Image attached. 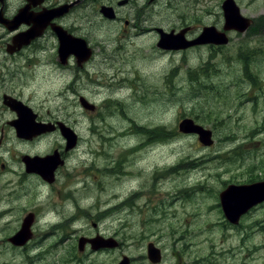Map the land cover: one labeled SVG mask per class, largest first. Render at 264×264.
<instances>
[{
	"label": "rangeland",
	"instance_id": "rangeland-1",
	"mask_svg": "<svg viewBox=\"0 0 264 264\" xmlns=\"http://www.w3.org/2000/svg\"><path fill=\"white\" fill-rule=\"evenodd\" d=\"M239 1L244 12L253 14L257 18L264 17V0ZM170 4L171 21L166 23L167 28L180 24L177 19L179 11L173 9L174 4L184 9L185 13L181 14L183 21L198 20L200 21L197 23L199 26L218 22L220 27L214 25L217 28H221L224 24L222 0H175ZM135 11L137 15V9ZM162 20H164L163 14L154 13L153 18L149 16L147 19L151 25L156 26H159L157 22ZM82 21L95 44L100 42L112 44L110 37L117 34L119 30V25L108 22L101 23L100 19L95 16L92 18L83 17ZM263 36L261 31H258L248 46L241 51L243 54H249L257 49L261 50L256 61L249 63L252 68L248 70L249 72L241 70L242 64L236 59L239 53L238 45L246 42V38L242 35L235 36L233 41L221 45L218 51L211 50L210 48H214L212 45L204 46L193 54L185 51L157 53V50L153 49V39L150 36L139 42L144 47L137 46L136 50L133 46L130 54L127 55L131 59L129 65L137 67L131 72L133 77L139 75L138 81L152 85L154 81H157L159 72L165 68L166 77L170 81V86L167 85V89L170 90L169 99H165L162 93H156L154 98L134 101L129 105L130 110L126 111V114L132 116L140 125L153 128V131L147 135L153 144L137 153L135 151L127 152L125 148H122V143L135 144L147 137L134 135L135 133L128 131L119 133L124 134L127 138H124V142H120V136L117 138L113 135L110 136V132L102 131L105 145L100 147L90 131L91 127L121 128L130 127L129 124H132L127 123V117L112 115L108 112L113 104L116 105L115 102H103L105 97L110 95L109 92H106L108 88L114 90L112 95L116 97L128 96L131 89L117 88L127 83L128 77L124 73L119 72V79L111 80L106 87L90 83L83 84L78 87L77 93H73L76 92V89L66 90L67 85L73 79L71 72L61 68L57 69L54 63L52 67L41 63L36 68L27 69L22 67V62H20L11 65L13 80L8 84L11 85L12 91L21 92L22 98L27 97L30 105L44 117H51V115L65 117L71 128L80 137L76 150L71 154V170L74 174L71 179L76 176V171H78L80 177H86L87 185H90V187L86 186L85 190H94L83 194L86 197L77 202L80 206L81 204L86 205L88 211H105L108 208H110L108 211H120L119 205L115 203L116 197L110 196V194L115 192L118 187H122L123 192L127 193L129 185L136 183L138 186L136 193L142 192V198L149 195L148 189L139 186V183H142L141 179L137 178L132 182L129 179L116 180L115 171L102 167L110 164L111 159H113L112 165H114L116 159H119L117 156L123 152H127L130 157L125 160L129 159L128 163L132 165V168H147L149 169L148 174L158 170H162L165 174L164 169L167 170V167L175 166L174 171H177L180 166L178 172L172 171L170 176H161L159 182L166 183L163 186L164 189L160 190L162 192L160 198L157 197V192H153L145 200L147 206L153 211L156 209L157 211H179L176 218L170 221L169 229L179 223L181 228H183L181 225L196 227V230L190 228L188 233L186 230L181 233V243L178 242L175 246V250L180 251L181 254L176 259L171 257L173 243L167 241L168 261L171 260L174 264H190L191 260H198L201 264H227L226 261H231L232 264H242V262L243 264H264V205L252 210L251 216L245 220L243 227L238 228V232L233 234L234 232L228 225H223V210L219 200L220 191L229 184L239 183L238 185H241L240 183L264 177V131H260L259 128L264 125V99L260 98L259 105H253V102H256L254 98L256 89L264 90ZM144 48L147 49L144 50ZM118 52L112 53L109 61L104 63L100 62L102 56L97 55L96 59L91 62L90 68L93 69V72L112 73L109 70L113 68V64L118 63ZM0 57L5 58L2 53H0ZM200 69L202 71L197 72ZM31 71L33 75L30 74ZM21 73L23 75L15 81V76ZM143 74L146 77L141 79ZM167 83L166 79L165 85ZM252 83L253 85H251ZM258 84H263L262 89H259L260 85ZM149 86L146 87V91L142 92L143 94L148 92ZM167 89L160 88L162 92ZM6 90L0 84V124H4L7 119L11 120L15 116L13 111L3 106L1 95ZM78 95L86 96L90 102L94 103L97 106V112L87 111L80 103ZM111 110L116 109L112 108ZM184 117H191L204 127L212 129L214 144L206 147L199 142L197 135L180 133L178 124ZM133 124L135 123L133 122ZM162 128L170 132L164 134ZM8 133L9 126H6L3 144H18L14 135L9 136ZM107 138L109 140L106 144ZM249 139L254 142L247 151L245 143ZM57 140H61V138L53 136L50 143L54 144ZM119 143L121 146H118ZM46 146L47 144L40 145L35 149L44 150ZM18 148L21 149L20 146ZM241 152L243 154H240ZM133 154L135 157L132 158ZM100 166L101 168H98ZM124 171L125 174L135 176L138 174L136 171L131 173L130 170H123L122 175ZM154 184L153 181V188ZM199 184L205 187L197 186ZM134 190L135 188L132 191ZM197 190L204 191V193L198 194ZM179 191L180 193L186 191L183 193V197L180 196ZM188 192L191 194L190 196H188ZM77 195L80 197V193ZM140 196L136 200L134 210L126 208L125 205L122 210L137 212L135 220L138 223H133L132 218L126 217L127 212H124L123 216L129 221V232L137 236L135 244L138 246L134 245V241L127 240L128 245H123L114 253L106 254L107 258L114 256L119 258L122 253L130 257L138 256L143 253V248L148 240H157L155 238L158 235H149L142 239L143 232L147 234V232L154 231L155 228L148 229V225L143 221L144 213L141 217L138 212L142 211L139 204L143 205V200L138 201ZM105 201L108 202L105 204ZM161 201L164 203H160ZM112 205L113 207H111ZM87 208H83V211H87ZM71 211L81 210L77 205H73ZM194 213L196 214L195 220L192 223L188 222L186 217ZM213 220L219 223H211ZM91 221L92 218H87V220H80L78 224L84 223L82 230L91 229ZM210 223L215 227H210ZM110 230L114 229L110 228ZM196 232L197 235H194ZM81 233L80 230L75 232L73 240ZM165 234L171 241L174 239L173 230ZM238 235L241 237H237ZM185 236L188 240L184 242ZM123 237L126 238L125 235ZM192 237L197 242L196 249L192 246ZM242 238H244V243L240 241ZM223 240L224 246H231L227 248L211 246V242L221 245ZM218 258L223 261L217 262ZM76 259L77 252L74 248L71 249V260ZM58 264H67V259Z\"/></svg>",
	"mask_w": 264,
	"mask_h": 264
},
{
	"label": "flooded vegetation",
	"instance_id": "flooded-vegetation-1",
	"mask_svg": "<svg viewBox=\"0 0 264 264\" xmlns=\"http://www.w3.org/2000/svg\"><path fill=\"white\" fill-rule=\"evenodd\" d=\"M222 1L224 24L221 28L216 27H220L218 22L199 26L197 23L200 21L198 20L183 21L181 14L185 11L181 6L175 4L173 9L179 11L177 19L180 24L167 28L166 23L171 21L170 3H174L175 0H0V53L5 56L4 59L0 57V84L7 89L2 93L1 99L3 106L15 114L11 120L7 119L4 124H0V264H58L64 259H67V264H122L124 260L127 264H174L171 260L168 261L167 241L173 243L171 257L176 259L181 253L175 250V246L178 242L181 243L183 230H186L187 233L190 228L196 230L194 225H181L183 227L181 228L180 223L173 225L172 229L168 228L170 221L176 218L179 211H138L141 217L144 213L143 221L148 225V229L155 228L154 231L147 232V234L143 232L142 239L149 235H158L155 238L157 240H148L143 248V253L138 256L130 257L122 253L119 258L115 256L107 258L106 254L114 253L123 245H128L127 240L134 241V245H137L135 244L137 236L129 232V221L123 216V213L127 212L126 217L132 218L133 223H138L135 220L137 212L122 211L123 205L134 210L137 195L132 190L138 187L137 183L130 184L127 193L123 192L122 187H118L115 192L110 194V196L116 197L115 203L119 205L120 211H108L110 208L105 211H82L85 205L81 204L80 206L77 202L86 197L83 194L93 189L85 190L86 186L90 187V185H87L86 177H80L78 171H76V176L71 179V176H74L71 170V154L78 146L77 144L75 148H68V139L64 132L71 134V125L65 117L52 115L51 117H44L38 113L35 107L30 105L27 97L22 98L21 92L12 91L11 85L8 84L13 80L11 65L22 62V67L32 69L41 63L50 67L54 63L57 69L61 68L73 75V79L66 87L67 91L71 88L76 89V92L71 91L73 93H77L78 87L83 84L90 83L106 87L111 80L119 79V72L124 73L128 77L127 83L117 88L131 89L128 96L116 97L112 95L114 90L108 88L106 92H109L110 95L105 97L103 102H115L116 107L114 108L116 110H109L108 112L120 117L125 116L127 123L132 124H129L130 127L121 128L91 127L90 131L93 139L100 147L105 145L102 131L110 132V136L113 135L117 138L120 136V142H124L123 140L127 138L124 134L119 133L128 131L135 133L134 135L147 137L135 144L122 143V148L137 147L134 150L137 153L153 144L147 136L153 131V128L140 125L132 116L127 115L126 111L130 110L129 105L134 101L154 98L156 93H162L165 99H169L170 90L167 89V85L170 86V81L166 77L165 68L159 72L157 81H154L152 85L138 81L139 75L133 77L131 72L137 67L129 65L131 59L127 56L133 46L137 50V46H142L139 42L150 36L153 39V49L157 50V53L185 51L193 54L204 46L212 45L214 48L210 49L218 51V48L224 45V43L217 44L218 38L214 41L215 37H211L212 41L203 42L204 30L214 28L213 30L218 32L217 34L222 32L225 34L228 43L238 35L246 38L245 43L238 45L239 53L236 57L237 62L242 64L241 70H251L249 63L256 61V57L260 55L261 50L258 49L249 54H243L241 51L248 46L258 31L264 35V17L257 18L253 14L244 12L240 1L233 0L239 8L240 16L248 19L245 21L247 27L241 31L235 24L240 20L231 21L230 26L227 27L224 5L228 0ZM135 9H137V15ZM153 13L163 14L164 20L157 22L159 26L151 25V22L147 21L149 16L153 18ZM93 16L98 17L101 23L108 22L119 25L117 34L111 35L109 33L112 44L102 42L95 44L92 41L89 30L82 24V18H92ZM83 42L91 47V55L86 59L82 58L87 51L80 46ZM60 48L63 49L62 53ZM146 49L144 48V50ZM144 50L142 49V51ZM116 51H119L117 53L118 63L113 64V68L109 70L112 73L93 72L90 64L97 55L102 56L100 62L104 63L109 61L111 54ZM134 57L138 56L134 55ZM199 71L202 69L197 72ZM30 74L33 75V72L31 71ZM22 75L23 73L16 75L14 80ZM145 77L143 74L141 79ZM166 79L168 83L165 85ZM147 86H149L148 92L143 94L142 92L147 90ZM160 88L162 90L165 88L167 91L162 92ZM255 94L262 95L264 90L258 91L256 89ZM81 96L83 95H78V99ZM132 108L134 110V106ZM17 109L20 110V114H24L25 120L31 124L30 127L18 131L16 120L19 121L20 115ZM6 126H9L8 135H14L18 144H3ZM161 130L164 134L170 132L165 128ZM260 131H264V129L261 128ZM18 134L25 136L20 137ZM53 136L60 137L61 140L51 144L50 139ZM108 140L107 138L106 144ZM79 141L80 137L78 143ZM146 141L148 142L146 143ZM142 142L144 143L141 145ZM46 144L44 150L35 149ZM245 145L247 146L246 150L249 151L252 144ZM19 146L21 149L18 148ZM118 146L121 144L119 143ZM117 157L119 159H116L114 165H112L113 159H111L110 164L102 167L115 171V176L119 177L116 180H124L120 178L123 170H130L131 173L133 171L138 172L135 178L141 179L142 183H139V186L148 189L149 196L153 192H157L158 198L162 194L160 190L164 189L163 186L166 183L164 181L159 182V180L162 177L170 176L176 168L175 166L167 167L165 174L160 170L148 174L149 169L147 168H132V165L128 163L129 159L125 160L129 157L127 152H123ZM179 167L174 172H178ZM152 179L155 182L154 188ZM259 180H264V177L247 183ZM132 181L130 180V182ZM185 192L180 193L179 191L178 193L182 196ZM77 193H80V197ZM184 198L186 199V195ZM107 202L105 201V204ZM160 203L164 202L161 201ZM73 205H77L81 211H71ZM261 205H264V202L253 206L244 213L242 212L237 222L230 221L225 212L222 211L223 225H228L235 234L238 228L243 227L245 220L249 219L251 211ZM195 215V213L188 215L187 221L192 223L195 220ZM87 218H92L91 229L82 230L84 223L78 224V222L83 219L87 220ZM214 222L219 223L214 220L211 221V223ZM211 223L210 227H215ZM110 228L114 230L111 231ZM181 229L182 231H180ZM79 230L82 233L73 240V234ZM172 230L174 239L171 241L165 233ZM157 231L159 233H156ZM194 235H197V232ZM194 235L191 234V236ZM237 237L241 236L238 235ZM193 238L192 246L196 249L197 242ZM186 240H188L187 236L184 237V242ZM240 241L244 243V238ZM211 246L227 248L231 245L224 246L223 240L221 245L211 242ZM74 248L77 252V259L72 261L71 249ZM191 261L190 264H201L198 260ZM216 261H223V259L218 258ZM226 263L232 264L231 261H226Z\"/></svg>",
	"mask_w": 264,
	"mask_h": 264
},
{
	"label": "water",
	"instance_id": "water-1",
	"mask_svg": "<svg viewBox=\"0 0 264 264\" xmlns=\"http://www.w3.org/2000/svg\"><path fill=\"white\" fill-rule=\"evenodd\" d=\"M224 7H225L224 9H226L227 27L230 26L231 21L240 20L237 21L235 24L237 27L240 28L241 31H243L247 26V23L245 21H248V19L240 16L239 8L235 4V2L233 0H228L226 1ZM213 29L206 28L204 30L203 37L205 39H203V42L212 41L213 39L210 38L211 36V37H215L214 41L216 40V38H218V40L216 41L217 43H226L228 39L227 37H225V34L224 33L217 34V32H215ZM62 50L63 49L60 50L61 53ZM87 54H89V51ZM81 103L87 109H94V105L88 103L85 99H82ZM18 110L19 109H17V111ZM19 115H20L19 121L18 119L16 120L17 122L16 127L18 131H20V129L30 127L31 124L25 120L24 114H20V110H19ZM179 128L181 131L186 133H191V132L198 133L200 141L205 145H211L213 143L211 131L203 128L202 126L195 124L192 119L189 118L184 119L179 124ZM18 135L20 137L25 136L24 134H18ZM64 135L68 139V148L73 147L76 144V140H77L75 133L71 130V134L70 133L65 134L64 132ZM70 140H71V144H70ZM220 197L226 217L232 222H237L242 212L244 213L245 211H248L255 204L264 201V181H259L253 184H246L240 186L230 185L220 194ZM82 244L83 242L81 243V245ZM122 264H127L126 260H124Z\"/></svg>",
	"mask_w": 264,
	"mask_h": 264
},
{
	"label": "bare ground",
	"instance_id": "bare-ground-1",
	"mask_svg": "<svg viewBox=\"0 0 264 264\" xmlns=\"http://www.w3.org/2000/svg\"><path fill=\"white\" fill-rule=\"evenodd\" d=\"M251 85H253V84H251ZM262 87H263V84H261V86L259 87V89H262ZM148 142V141H147ZM137 149V147H126L125 148V150L127 151V152H129V153H133L134 152V150H136ZM124 150V149H123ZM133 157H135V155L133 154L132 155V158ZM194 168V167H193ZM161 172H162V170H160ZM164 171H167V170H165L164 169ZM138 173V172H137ZM121 175V174H120ZM117 176V175H116ZM136 176L135 175H130V174H125V171H124V174L122 175V176H120V178L121 179H124V180H127V179H129V180H134V179H137V178H135ZM117 178H119L118 176H117ZM116 178V179H117ZM133 178V179H132ZM136 189L137 188H135V190L134 191H132L133 193H135L136 195H137V198L140 196V198H139V200L138 201H140V200H143V205H141V204H139V207H140V209L142 210V211H153V210H150V208H149V206H147V202L145 201L146 200V198L149 196V195H145L143 198H142V192H140V193H136ZM172 195V194H171ZM170 195V196H171ZM115 197V196H114ZM154 208L156 209V207L154 206ZM156 211H157V209H156Z\"/></svg>",
	"mask_w": 264,
	"mask_h": 264
},
{
	"label": "trees",
	"instance_id": "trees-1",
	"mask_svg": "<svg viewBox=\"0 0 264 264\" xmlns=\"http://www.w3.org/2000/svg\"><path fill=\"white\" fill-rule=\"evenodd\" d=\"M253 84V83H252ZM258 85H260L261 86V84H258ZM240 154H243V152H241ZM237 155H238V153H237ZM229 158V157H228ZM230 159V158H229Z\"/></svg>",
	"mask_w": 264,
	"mask_h": 264
}]
</instances>
